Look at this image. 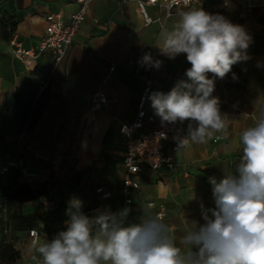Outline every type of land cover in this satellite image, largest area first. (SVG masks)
Here are the masks:
<instances>
[{
    "label": "crops",
    "instance_id": "0c3cea01",
    "mask_svg": "<svg viewBox=\"0 0 264 264\" xmlns=\"http://www.w3.org/2000/svg\"><path fill=\"white\" fill-rule=\"evenodd\" d=\"M136 1L91 0L65 60L51 73L49 51L30 64L11 56L10 29L14 27L13 35L25 49L36 51L45 33L43 17L59 14L66 22L76 10L75 0H0V159L26 169L33 186L46 187L47 196L39 199L45 205L61 189L67 208L72 197L83 201L82 211L90 217L97 210L119 212L127 207L126 224H131L139 222L145 203L153 202L148 209L153 214L159 207L165 210L163 222L174 230L178 246L183 247L180 238L192 228L191 223L202 225L203 212L216 208L209 178L219 181L228 173L239 175V136L264 116V0H242L225 7L217 0L203 2V10L242 26L251 37L246 50L249 59L234 64L223 79L208 73L215 81L211 95L219 98L221 113L229 118L228 126L208 143L191 144L187 149L177 150L172 138L166 140L163 150L174 167L163 169L161 174L143 171L134 176L138 188L129 190L132 203L123 207L125 149L120 126L135 118L147 80L152 88L170 92L178 81L188 79L185 72L191 67L186 54L171 59L156 47L161 31L170 29L189 9L176 8L174 15L164 20L160 8L148 6L146 12L153 22L146 25ZM241 11L244 15L239 17ZM145 53L161 61L160 67L145 66ZM36 66L42 70L39 79L48 81L49 98L34 128L15 134V91ZM102 80L107 102L90 111V96ZM144 111L154 116L153 122L145 123V129L162 126L151 104H145ZM183 123L188 128L190 121ZM187 134L183 132L181 137ZM218 136L222 139L214 142ZM20 181L24 182L21 177ZM97 188L111 196L102 199L95 192ZM21 213H36L35 202L25 203ZM3 233L7 235L0 231V242H10L19 254L17 263L25 264L35 253L27 232L11 233L7 229ZM40 234V239L46 240Z\"/></svg>",
    "mask_w": 264,
    "mask_h": 264
},
{
    "label": "clouds",
    "instance_id": "9594fccd",
    "mask_svg": "<svg viewBox=\"0 0 264 264\" xmlns=\"http://www.w3.org/2000/svg\"><path fill=\"white\" fill-rule=\"evenodd\" d=\"M250 41L242 26L202 8L183 12L161 31L156 46L161 54L174 59L184 53L191 65L186 81H178L167 94L157 91L148 97L162 125L190 121L177 150L206 144L226 130L229 118L221 113L219 98L211 95L214 78L223 79L234 64L249 59ZM142 61L161 65L149 53ZM238 147L239 175L209 178L216 208L203 212L202 225L191 223L180 238L183 247L148 206L142 207L138 223L126 224L129 208L97 210L90 217L82 211L83 201L72 197L65 230L51 240L34 241V252L41 264H264V116L241 132Z\"/></svg>",
    "mask_w": 264,
    "mask_h": 264
},
{
    "label": "built area",
    "instance_id": "2783aa9c",
    "mask_svg": "<svg viewBox=\"0 0 264 264\" xmlns=\"http://www.w3.org/2000/svg\"><path fill=\"white\" fill-rule=\"evenodd\" d=\"M91 0H75L76 10L69 16L65 22L59 14H47L43 17L46 22L45 33L41 38L37 50L33 51L25 49L22 43L15 35L9 39L10 54L13 58L24 62L26 64L32 63L35 58L44 52L49 51L53 59V66L50 72H54L66 58L68 50L73 43L74 37L85 21L87 8ZM127 1V0H122ZM205 0H137L136 5L143 17L146 25L153 22L146 12V7L156 6L162 10L163 19L166 20L174 15L176 8L185 9H199ZM223 7L228 6L232 2H240L242 0H217ZM247 5L250 6L247 2ZM244 12L241 11L238 16L242 17ZM39 91L48 86V81L44 79L39 80ZM104 80L101 81L96 91L91 94L89 99V110H97L102 108L107 102L102 88ZM163 92L167 94L166 90L152 88L150 81L145 82V86L139 97V105L136 111L135 118L128 124L120 126V133L123 137V144L125 149V156L123 165L125 173L123 176L122 194L124 195L123 207L132 203V199L128 197L130 189L136 190L138 184L134 181V176L143 171L161 174L163 169L170 170L174 164L169 156L164 153L163 143L172 138L176 142L181 138L183 132H187L188 128L182 122L175 124H164L157 129H145L146 122H153L154 116L147 115L144 111V105L151 101L148 97L153 92ZM222 139L220 136L214 139V142ZM10 167L16 168L20 172V177L24 182H28L32 175L26 169L16 166L12 162L2 161L0 159V183L7 175ZM102 199L109 198L110 192H103L102 188L95 190ZM153 202H146L145 206L153 207ZM104 211V210H102ZM113 213H117L111 211ZM155 215L163 218L165 217V210L159 207ZM28 242L32 247L34 241L40 240L41 234L37 229H30L27 231ZM13 264H20L14 262ZM25 264H41V258L36 253H32Z\"/></svg>",
    "mask_w": 264,
    "mask_h": 264
},
{
    "label": "trees",
    "instance_id": "16d2710c",
    "mask_svg": "<svg viewBox=\"0 0 264 264\" xmlns=\"http://www.w3.org/2000/svg\"><path fill=\"white\" fill-rule=\"evenodd\" d=\"M11 36L14 27H11ZM42 70L34 67L31 77L15 91L12 108V123L14 133L31 131L42 115L46 101L49 98V86L39 91V78ZM47 196L46 187L37 188L30 182L20 181V172L10 167L7 175L0 183V231L7 229L11 233L37 229L45 235V239H53L60 231L65 230L64 222L68 219V208L62 200V190L58 189L56 196L49 205L40 202ZM28 202H35L36 213L24 215L21 207ZM39 223L43 224L39 228ZM19 258L10 242L3 239L0 242V264H12Z\"/></svg>",
    "mask_w": 264,
    "mask_h": 264
},
{
    "label": "rangeland",
    "instance_id": "374dc122",
    "mask_svg": "<svg viewBox=\"0 0 264 264\" xmlns=\"http://www.w3.org/2000/svg\"><path fill=\"white\" fill-rule=\"evenodd\" d=\"M47 205H49V204H47ZM2 234H3V236H6L7 235L6 233H3V232H2Z\"/></svg>",
    "mask_w": 264,
    "mask_h": 264
}]
</instances>
